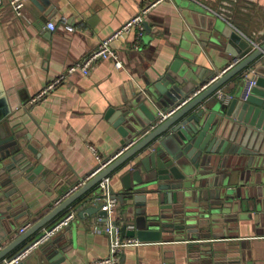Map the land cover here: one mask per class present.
I'll use <instances>...</instances> for the list:
<instances>
[{
    "label": "crops",
    "instance_id": "1",
    "mask_svg": "<svg viewBox=\"0 0 264 264\" xmlns=\"http://www.w3.org/2000/svg\"><path fill=\"white\" fill-rule=\"evenodd\" d=\"M154 1L28 0L21 18L9 8L0 9V120L2 111L11 109L7 120L26 136L27 144L34 150L25 148V153L35 167L43 169L38 175L19 171L15 195L20 197L22 208L0 249L24 234L28 229L24 233L20 231L26 225L32 226L83 187L93 178L100 159L113 158L141 139L142 134H122L108 112L119 110L157 81L174 64L182 47H194L196 53L187 49L196 61L188 74L187 99L194 98L214 77L235 63L237 57L230 53L209 48L203 53L193 46L197 31H222L229 24L215 14L220 0H163L147 14L145 33L138 47L135 30L113 42L124 68L117 69L109 60L102 61L89 76L73 74L38 102L30 104L76 60L96 49L103 39ZM49 23L56 24L54 31L47 28ZM230 25L251 42L263 45L264 0L236 6ZM185 65H188L186 60L178 68ZM258 67L257 78L264 77V57L253 66ZM221 90L234 98L236 81ZM139 159L129 165H135ZM121 173L110 176L115 196L122 190ZM117 200L116 220L122 227L126 223L132 228L130 212L135 208L130 211L127 204ZM238 200L226 211L229 218L221 228L215 229V234L185 240L163 238L156 242L131 238L138 244L121 251L120 263L204 264L195 258L198 245L217 255L214 261L218 264H264V215L253 208L255 200L250 194ZM84 207L80 200L61 213L55 222L70 210H77L68 227L23 263L50 264L48 250L56 241L62 251L58 264H90L106 258L109 239L94 232L95 225L104 221L98 214L79 216ZM153 211L151 208L148 213L152 215Z\"/></svg>",
    "mask_w": 264,
    "mask_h": 264
},
{
    "label": "water",
    "instance_id": "2",
    "mask_svg": "<svg viewBox=\"0 0 264 264\" xmlns=\"http://www.w3.org/2000/svg\"><path fill=\"white\" fill-rule=\"evenodd\" d=\"M194 40L193 46L203 53L207 48L216 49L241 61L183 104L189 95L188 74L196 61L192 58L194 47H182L174 64L157 81L119 110L108 112L122 134H142L141 139L24 234L1 247L0 264L13 260L32 237L80 200L85 207L79 216L98 214L106 221L107 213L94 199L100 182L115 172H122V190L115 197L130 211L135 208L130 212L134 225H123V238L156 242L215 234L229 218L226 211L244 194L254 198L253 208L264 215V77H258L254 86L243 78L264 57V44L255 48L230 24L222 31H197ZM185 60L188 65L178 68ZM255 70L259 72V67ZM232 81L237 83L234 98L216 99L214 95ZM171 111L174 113L164 119ZM11 112L4 109L0 120V243L7 239L22 208L20 197L15 195L19 171L38 175L43 170L25 153V148H33L7 120ZM138 157L135 165H129ZM151 208H156L152 215L148 213ZM59 248V241L50 244V264H58ZM194 253L204 264L219 263L214 261L217 255L198 245Z\"/></svg>",
    "mask_w": 264,
    "mask_h": 264
},
{
    "label": "built area",
    "instance_id": "3",
    "mask_svg": "<svg viewBox=\"0 0 264 264\" xmlns=\"http://www.w3.org/2000/svg\"><path fill=\"white\" fill-rule=\"evenodd\" d=\"M163 0H155L151 4L142 8L135 16L129 19L124 23L119 29L109 35L107 38L103 39L96 49L86 54L82 58L76 60L72 65H70L61 75L55 79L50 85H48L41 93L36 95L31 101L30 104L38 102L43 98L49 91H51L55 86L65 83L67 79L73 74L80 73L84 76H89L93 69L102 61H112L117 69L124 68L123 62L120 60L118 53L113 48L112 44L114 41L119 40L120 38L126 37L132 31H137L136 38V47L139 46L140 41L145 33L146 21L145 18L149 11L156 7ZM257 0H220V7L215 13L218 17L230 24L231 14L236 6L244 3L246 5H252ZM28 0H0V9L9 8L13 13L21 18L24 16V11L26 8ZM47 28L50 31L56 29L55 23H49ZM255 48H260L261 44L253 43ZM240 60L235 61L228 69L232 68L234 65L239 63ZM224 70L222 73H219L214 77L208 85H205L202 90L207 88L210 84L214 83L219 77L227 72ZM256 68H251L243 74V78L247 80L250 86L256 85L257 80V71ZM197 95V94H195ZM214 97L216 99H221L224 101H230L233 99L232 96L227 94L223 90H219ZM191 99V98H190ZM190 99L186 100L183 104L188 102ZM174 111L169 112L164 116V119L171 116ZM135 142L130 143L124 150H122L118 155L113 158L103 161L100 159V165L93 177L110 165L115 159L120 155L126 152L128 149L133 147ZM98 196L94 199L95 202H98L102 205V210L107 213V220L103 223L97 224L94 227V232L97 234L105 235L109 239L110 249L109 255L106 258L93 261L90 264H121L120 263V253L121 251L132 245H137L135 239H128L122 237V225L118 223L115 218V212L118 205V200L115 197L112 185L111 177H106L99 184ZM77 216V210H70L62 219L53 223L52 225L46 227L43 232L32 240L28 246L20 252L13 260L6 261L5 264H18L24 261L32 253H34L42 245H45L52 241V239L61 232L64 228L68 227ZM31 227V224L26 225L21 229L20 233H24L27 229Z\"/></svg>",
    "mask_w": 264,
    "mask_h": 264
}]
</instances>
